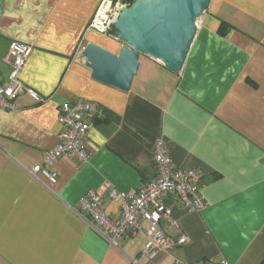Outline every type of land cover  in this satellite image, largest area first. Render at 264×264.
<instances>
[{
	"label": "crops",
	"instance_id": "1",
	"mask_svg": "<svg viewBox=\"0 0 264 264\" xmlns=\"http://www.w3.org/2000/svg\"><path fill=\"white\" fill-rule=\"evenodd\" d=\"M103 1L0 0L1 79L11 74L10 44L28 45L20 81L44 100L24 92L15 110L0 108V264H264V0H212L181 72L141 55L129 92L93 80L81 56L88 43L122 48L89 30ZM79 99L99 105L90 163L58 160L46 167L56 182L33 174L63 132L60 106ZM158 138L175 168L201 172L208 206L188 212L168 197L161 227L173 246L150 261L144 232L116 248L79 201L90 190L132 193L151 181ZM119 212L107 202L109 216Z\"/></svg>",
	"mask_w": 264,
	"mask_h": 264
},
{
	"label": "built area",
	"instance_id": "2",
	"mask_svg": "<svg viewBox=\"0 0 264 264\" xmlns=\"http://www.w3.org/2000/svg\"><path fill=\"white\" fill-rule=\"evenodd\" d=\"M129 5L125 0H104L89 30L116 40L113 25L121 10ZM31 50L30 46L20 42H12L9 46L4 59L12 67L8 82H4L0 76V108L3 110H15L14 101L24 92L31 94L37 101H44L20 81ZM98 113V103L89 100L79 99L61 105L58 122L63 132L59 141L54 148L45 152L43 165L33 166L31 172L42 173L51 182H56V174L49 172L46 167H52L58 160L65 158L80 166L89 164L93 153L89 149L88 137ZM154 164L155 177L143 184L137 192L125 193L106 186L101 190L88 191L79 201L80 211L89 218L101 236L116 248L120 247L123 240L144 232L146 245L142 257L150 261L168 253L173 246L161 227V221L169 217L172 209L168 197L188 212L200 213L208 206L199 190L203 178L201 172L175 168L167 143L162 138H158L154 145ZM107 202L120 206L117 216L112 217L106 213ZM187 241L188 238L182 236L178 243L183 245ZM136 262L133 260V263ZM175 264L192 263L176 260ZM220 264L231 263L222 260Z\"/></svg>",
	"mask_w": 264,
	"mask_h": 264
},
{
	"label": "water",
	"instance_id": "3",
	"mask_svg": "<svg viewBox=\"0 0 264 264\" xmlns=\"http://www.w3.org/2000/svg\"><path fill=\"white\" fill-rule=\"evenodd\" d=\"M212 0H135L113 25L119 53L95 43L82 51L93 80L123 92L131 90L140 56H150L180 73L197 34V21Z\"/></svg>",
	"mask_w": 264,
	"mask_h": 264
},
{
	"label": "trees",
	"instance_id": "4",
	"mask_svg": "<svg viewBox=\"0 0 264 264\" xmlns=\"http://www.w3.org/2000/svg\"><path fill=\"white\" fill-rule=\"evenodd\" d=\"M127 3L131 4L133 3L135 0H125Z\"/></svg>",
	"mask_w": 264,
	"mask_h": 264
}]
</instances>
